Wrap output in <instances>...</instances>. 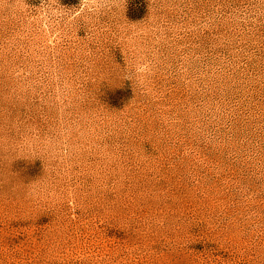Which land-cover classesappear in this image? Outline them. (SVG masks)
<instances>
[{
  "label": "rangeland",
  "instance_id": "obj_1",
  "mask_svg": "<svg viewBox=\"0 0 264 264\" xmlns=\"http://www.w3.org/2000/svg\"><path fill=\"white\" fill-rule=\"evenodd\" d=\"M0 264H264V0H0Z\"/></svg>",
  "mask_w": 264,
  "mask_h": 264
}]
</instances>
